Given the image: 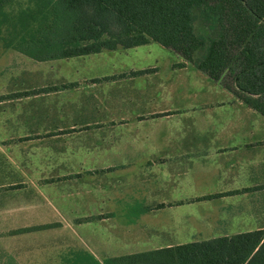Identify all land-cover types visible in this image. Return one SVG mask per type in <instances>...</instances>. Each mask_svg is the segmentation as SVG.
<instances>
[{"label":"crops","instance_id":"1","mask_svg":"<svg viewBox=\"0 0 264 264\" xmlns=\"http://www.w3.org/2000/svg\"><path fill=\"white\" fill-rule=\"evenodd\" d=\"M188 67L185 63L176 69L181 72ZM81 69L83 73L77 70L71 77L22 80L0 94L1 107L21 101L19 116L27 125V134L2 142L34 143L60 153L67 150L70 137H83L82 146L116 153L118 158L113 162L106 156L90 163L58 162L53 174L38 178L39 181L34 178L36 182L27 181L26 175L24 181L14 178L9 171L11 167L0 166V216L5 217L0 218L3 222V225L0 222V264H67L75 259V253L62 257L61 248V253L55 252L58 248L50 244L22 250L23 253H18L22 257L7 247L14 237L59 232L64 227L57 219L59 216L74 217L75 225L92 222L77 221L83 217L100 216L98 220L102 223L122 217L125 224L150 231L147 236H133L129 240L117 237L123 245L159 241L160 225L167 221L173 224L178 211L182 231L188 232L193 240L264 230V116L261 113L228 90V96L203 101L202 107L187 113L173 112L181 109L172 107L171 100H163L157 106L154 90L150 86L138 88L133 82L151 75L158 77L162 72L159 66L139 76L125 75L139 70L136 67L116 64ZM28 77L30 74L26 72L24 78ZM33 89L36 91L30 92ZM179 101L180 106L189 104L182 98ZM129 123L135 127V133L139 125L149 123L150 136L155 138L147 147L141 142L131 147L130 151L148 153L138 156L139 160L120 159L128 150L117 144L120 136L116 132ZM5 163L9 165L8 160ZM144 167L148 169V191L133 186L119 191L108 183L109 178L122 182L130 175H145L128 171L113 174L114 170ZM94 179L100 180L96 187L104 201L98 207L88 205L93 190L86 185L93 184ZM112 187L117 190L114 194H110ZM58 188V191L66 188L68 196L59 195ZM16 193L25 194L27 205L16 202ZM45 194L53 198V203L44 200ZM82 194L86 196L84 200L79 197ZM110 201L115 203L110 205ZM13 209L19 212L13 213ZM145 214L150 217L148 226L142 221ZM43 224L53 226L15 233L20 228ZM64 230L73 233L67 226ZM172 245L168 242L153 249ZM65 253L70 254V249Z\"/></svg>","mask_w":264,"mask_h":264},{"label":"trees","instance_id":"2","mask_svg":"<svg viewBox=\"0 0 264 264\" xmlns=\"http://www.w3.org/2000/svg\"><path fill=\"white\" fill-rule=\"evenodd\" d=\"M152 42L182 57L180 66L188 62L221 82L264 116V0H0V48L37 61ZM52 226L24 227L15 233ZM105 259L107 264H264V230Z\"/></svg>","mask_w":264,"mask_h":264},{"label":"rangeland","instance_id":"3","mask_svg":"<svg viewBox=\"0 0 264 264\" xmlns=\"http://www.w3.org/2000/svg\"><path fill=\"white\" fill-rule=\"evenodd\" d=\"M87 56L88 55L76 56L70 59L37 61L16 51L0 48V94L8 92L10 87L14 86L13 84L22 80L59 78L62 76L71 77L77 74V70L83 73L81 67L116 64L125 68L136 67V69H151V67L154 66L162 68V72L158 77L151 75L143 79L134 80L133 85L138 88L150 86L156 95L155 101L157 104H155L157 106H160L163 100H171L173 103L171 104L172 107L181 109L178 111L174 110L173 112H191L196 108L202 107L201 103L203 101L219 99L229 95L221 82L215 81L201 73L188 62L187 65L190 67L178 72L176 68L180 69V63L184 62L182 57L156 42L129 49H120L116 52L106 51V53L94 57ZM100 56H103L101 61H99ZM172 67H174V70ZM26 72H29L30 78H24ZM179 98H182V100L187 101L189 104L183 106L178 105L181 102H177ZM21 110V101L11 106H0V166H5L6 169L11 167L9 171L14 178H20L24 181V175H26L27 181L31 179L36 182L34 178L38 180V178L53 174L58 162L90 163L92 161L101 160L103 156H106L110 162H113L118 158L116 153L100 152L96 147L90 148L88 146H82L81 139H83V137L79 138L75 136L68 137L69 139L67 138L69 141V143L67 141V150L60 153L50 147H40L36 146L34 143L28 142L4 144L2 141L5 139L20 137L27 134V125L19 116ZM174 121L175 119L171 121L172 127H174ZM152 126L154 127V125ZM134 130L135 127L129 123L127 127H120L116 132V134L120 136L117 144H120L128 150L122 154L124 157H120L122 160L126 157L139 160L140 158L138 156L147 155L148 153H137L130 151V149L140 142L147 147L150 143H153L155 139L153 136H150L149 123L139 125L138 133H135ZM138 135L141 136V138H139ZM142 136L145 137V139H143ZM7 160L9 165L5 163ZM123 171L145 175H141V177L130 175L122 182L109 178L108 183H110L111 186L114 185L119 191H127L132 186L134 188H139L141 191H148L149 180L147 179V168L129 170L119 169L114 170L113 174L118 172L122 173ZM97 181L100 182V180ZM97 181L94 179L92 182L93 184L86 185L93 190L92 198L89 204L88 201L86 204H92L96 207L104 204V201L101 200V193L96 187L99 185ZM116 189L113 190L112 187L110 189V194H114L117 191ZM58 190L59 188L57 191ZM58 193L59 195H65V197L69 194L66 188L61 189ZM16 194V202L19 203V205H27L28 198L25 194ZM34 195L35 192H33V196ZM48 195L49 194L44 195V200L53 203V198L50 196L51 199H49ZM79 197L82 200L86 198L84 194ZM114 203V201H110V205ZM15 212L18 213L19 211L13 209V213ZM176 213L177 215L173 217V224L167 221L168 223L160 225V232H158V236H160L159 241L142 240L141 242L125 243L124 245L118 242L117 237H119L120 240H129L133 236H147L150 233V231H146V227L125 224V218L122 217L110 218L104 223H102L101 220H97L87 224L75 225L73 222L74 217L59 216L57 219L64 223V227L60 229L59 232L33 234L30 237H14L13 240L8 242L7 247L11 248V251L15 255H19L18 253L22 252V250L24 252L28 251L35 245V247H44L50 244L58 248L55 252L61 253L59 251L61 248L62 257L66 255L72 256L75 253L76 257L75 259H71V264H107L105 257L108 255L117 256L145 251L168 242L176 245L195 241L188 232L182 231L179 223V211ZM1 217L3 216H0V218ZM2 219H5V217ZM149 219L150 217L148 214H145V217L142 218V221L147 222V225L144 223L146 226H148ZM0 222L1 224L3 223L2 221ZM1 224L0 226L3 225ZM65 226L73 231V233L64 230ZM84 226L90 228L86 229ZM132 228L136 229L135 233L130 230ZM74 231L76 233H74ZM74 234L76 236L75 239ZM68 249H70V254L65 253ZM20 260L22 261V258Z\"/></svg>","mask_w":264,"mask_h":264}]
</instances>
